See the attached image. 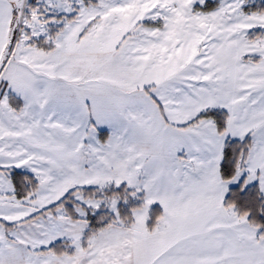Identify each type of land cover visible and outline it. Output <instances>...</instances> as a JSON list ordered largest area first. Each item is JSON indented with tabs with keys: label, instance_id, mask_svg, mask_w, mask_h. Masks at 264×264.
Returning a JSON list of instances; mask_svg holds the SVG:
<instances>
[{
	"label": "snow or ice",
	"instance_id": "snow-or-ice-1",
	"mask_svg": "<svg viewBox=\"0 0 264 264\" xmlns=\"http://www.w3.org/2000/svg\"><path fill=\"white\" fill-rule=\"evenodd\" d=\"M0 264H264V0H0Z\"/></svg>",
	"mask_w": 264,
	"mask_h": 264
}]
</instances>
